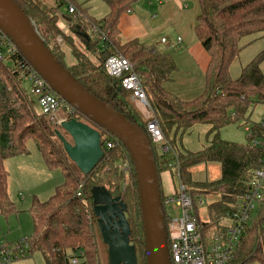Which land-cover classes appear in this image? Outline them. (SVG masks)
I'll return each mask as SVG.
<instances>
[{"label":"trees","instance_id":"16d2710c","mask_svg":"<svg viewBox=\"0 0 264 264\" xmlns=\"http://www.w3.org/2000/svg\"><path fill=\"white\" fill-rule=\"evenodd\" d=\"M13 1L72 77L109 108L145 131L155 160L166 229L170 218L165 213L168 197L161 190L160 177L164 172H169L186 189L193 202L218 195V201L206 205L207 221H198L202 235L211 238L226 213L234 210L247 193L254 172L263 166V147L253 145L248 137L244 144L222 140L220 131L241 124L250 126L255 137L264 138V127L251 121L256 106H264V73L260 69L264 50L241 69L238 78L232 79L229 73L232 62L243 49L241 41L249 36L264 35V0H198L200 12L194 33L209 61L204 73V91L191 101H183L165 90L164 86L177 71L170 54L144 46L137 40L124 44L120 41L121 15L131 12L143 0H103L108 13L98 20L75 0H55L50 7L38 0ZM71 6L72 14L68 12ZM4 49L0 42V51L4 53L0 60V216L15 212L7 193L8 173L3 163L27 155V143L32 141L48 170L61 174L63 183L46 201L32 197L28 209L32 222V234L28 238L30 255L40 253L44 264H68L69 255L82 252L86 264H100L91 190L118 188L127 206L125 218L131 230L130 243L135 247L138 264H145L136 177L126 149L111 134L76 112L70 119L97 130L104 152L89 174H81L55 135L57 125L34 109L36 102L31 97L30 86L28 94L22 87L30 65L18 51L5 54ZM116 55L129 60L141 80L167 152L152 143L146 131L148 120L133 101L132 93L106 74V59ZM68 56L74 62L69 67L65 62ZM196 127H205V145L193 152L184 147L183 138ZM109 140L115 147L106 150L105 142ZM125 163L129 165L126 182L118 168ZM212 163L219 165L220 178L211 181L193 178V169ZM198 214L195 208L197 218ZM256 262L264 264V193L229 264Z\"/></svg>","mask_w":264,"mask_h":264},{"label":"water","instance_id":"95a60500","mask_svg":"<svg viewBox=\"0 0 264 264\" xmlns=\"http://www.w3.org/2000/svg\"><path fill=\"white\" fill-rule=\"evenodd\" d=\"M0 32L64 103L111 134L126 149L136 177L145 264H170L158 175L145 131L109 108L72 77L13 0H0ZM55 135L70 161L83 175L89 174L104 155L99 132L75 119L61 121ZM91 197L109 264H138L135 247L130 243L131 230L125 218L127 206L122 201L121 191L94 187Z\"/></svg>","mask_w":264,"mask_h":264},{"label":"built area","instance_id":"2783aa9c","mask_svg":"<svg viewBox=\"0 0 264 264\" xmlns=\"http://www.w3.org/2000/svg\"><path fill=\"white\" fill-rule=\"evenodd\" d=\"M70 14L74 13V8H68ZM181 39L176 40L179 44ZM0 42L6 48L5 54H11L16 50L11 41L0 32ZM166 43V39H162ZM4 53L0 51V60ZM106 74L119 81L122 88L132 93V99L141 111L148 114L146 131L151 138L152 143L162 152H167L164 147V138L157 122L153 120V113L147 101L146 94L142 87V82L133 71L132 63L120 55L112 56L106 59L104 63ZM30 83V93L36 99V104L40 112L47 116L58 127L61 121L70 120L76 111L64 103L47 85L43 78L32 68L27 77ZM61 110L64 113L62 118H57V112ZM257 126L264 127V114L256 122ZM247 137L251 139L253 145L264 148V138L254 136L250 126L245 127ZM115 147L112 141L105 142L106 150ZM263 166L257 169L249 183L247 193L241 198L236 208L225 215L218 231L208 238L202 235L199 227V217L195 215V208L204 206L201 200L193 202L186 189L179 185L177 194L165 205L175 201L180 209V215L177 218H170L166 233L168 242V253L170 264H229L233 258V252L242 238L250 219L257 209L259 201L264 193V159ZM118 168L123 172L129 171L127 163ZM81 188V186H79ZM206 222V221H203ZM30 245L28 239H22L12 244L0 246V264H11L14 261L26 259L30 256ZM68 264H86L82 252H75L68 256Z\"/></svg>","mask_w":264,"mask_h":264},{"label":"rangeland","instance_id":"374dc122","mask_svg":"<svg viewBox=\"0 0 264 264\" xmlns=\"http://www.w3.org/2000/svg\"><path fill=\"white\" fill-rule=\"evenodd\" d=\"M38 1L48 7L53 5L55 2V0ZM75 1L83 7H87L89 15L95 19L103 18L108 13V8L103 0ZM189 1L190 3L185 1L181 7L182 10L186 9L189 4V7H191V3L195 7L194 0ZM176 8L178 7L176 6ZM192 9L193 8L191 7L189 8V12L186 10L184 12L186 14H190ZM151 15L152 14L149 15L148 21L150 20ZM190 35L194 36L193 32H190ZM241 46H243V49L240 55L238 58L234 59L229 69L232 79L238 78L241 69L249 64V62L256 55L264 50V35L246 37L241 41ZM65 62L68 67L74 64L70 56L66 57ZM260 69L264 73V62L262 63ZM183 75L185 74L182 73L180 78H178V82L182 84V88L190 85L189 81L186 80ZM29 86L30 83L28 80L22 84V87L26 90V94L29 93ZM31 97L34 102H36V99L32 95ZM188 97L192 99L195 96L188 94ZM34 109L39 112V108L36 103L34 104ZM141 114L145 119L148 118V114L145 111H142ZM263 114L264 106H256L251 115V121L254 123L258 122ZM63 116L64 113L59 110L57 112V118H62ZM245 127L246 126H241V124L227 126L220 131V137L222 140L228 142L244 144L247 141ZM205 134V127H196L190 134L184 136V147L189 151H199L205 145ZM65 138L70 141L66 135ZM27 149V155L10 158L4 162V169L8 173L7 193L10 201L15 206V212L6 217L0 216V246L12 244L22 239H28L32 234V222L28 213L32 197L35 196L40 201H46L53 195L55 189L63 183V177L61 174L53 173L48 170L32 141L27 143ZM122 165L123 164H120V166ZM123 175L124 181L126 182L127 173H123ZM192 175L197 181H211L220 178L221 172L219 165L217 163H212L196 167L193 169ZM160 182L162 192L168 197L169 201H171L175 197V193L178 191V181L173 178L169 172H164L161 174ZM218 199V195H209L205 199L202 198L204 206L199 209V217L202 221H207L206 205L218 201ZM165 213L169 218L179 217L180 209L176 206L175 201H172L165 206ZM96 229L95 244L98 251L99 263L109 264L107 249L103 244L98 228ZM11 264H44V260L40 253H33L28 258L14 261ZM253 264L260 263L256 262Z\"/></svg>","mask_w":264,"mask_h":264},{"label":"crops","instance_id":"0c3cea01","mask_svg":"<svg viewBox=\"0 0 264 264\" xmlns=\"http://www.w3.org/2000/svg\"><path fill=\"white\" fill-rule=\"evenodd\" d=\"M185 1L190 3L189 0L140 1L131 12L121 15L118 30L123 44L137 40L144 46H153L170 54L175 60L177 71L173 74L172 81L164 86L165 90L183 101H191L204 91V73L209 58L194 33L196 19L200 12L199 1L194 0L195 7L191 3L193 9L190 14L184 12L185 10L189 12L190 4L186 9H181ZM150 14L152 15L148 21ZM59 26L66 31L64 25ZM190 32H193L194 36H191ZM178 38L181 41L176 44ZM162 39H166V43H162ZM182 73L190 84L184 88L178 82ZM188 94L195 97L190 99Z\"/></svg>","mask_w":264,"mask_h":264}]
</instances>
